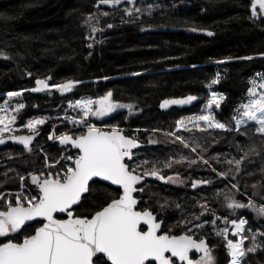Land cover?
I'll return each instance as SVG.
<instances>
[{
	"label": "trees",
	"instance_id": "trees-1",
	"mask_svg": "<svg viewBox=\"0 0 264 264\" xmlns=\"http://www.w3.org/2000/svg\"><path fill=\"white\" fill-rule=\"evenodd\" d=\"M98 2L0 0V53L4 54L0 56V103L6 93L23 91L21 100L25 108L19 118V123H23L36 115L59 114L69 101L84 96L102 97L111 91L114 101L133 104L137 113L129 116L127 111H121L101 123L130 128L129 135L138 129V139L143 141L153 129L172 132L177 120L200 115L211 92L215 91L222 94L224 100L220 108L213 106V114L231 131L210 129L202 132L193 128L192 131L181 130L180 134L189 138V143L199 144L197 153L205 159L211 160L214 156L222 160L238 159L247 153L238 177L239 189L253 196L256 189L253 185L260 187L254 198L264 205V134L256 132L254 122L241 125L237 132L233 118L237 115L235 110L247 102L250 80L264 73V56L260 55L264 53V23L249 19L250 0H135V5L122 3L115 8L97 7ZM143 6L148 9L151 6L150 14ZM131 7L141 11L133 12L130 18L124 9ZM102 12L109 15L102 16ZM89 14L97 17L93 23L103 29L94 34V40L89 39L93 34L84 23ZM108 24L113 27L107 28ZM208 32L213 35L209 36ZM248 56L253 59H241ZM217 73L220 82L209 89L207 85ZM44 78H50V84L69 79L82 83L66 94L31 91L36 80ZM189 95L198 99L167 110L159 108L164 100ZM58 121L50 120L41 127L39 137L31 145L42 146L43 152L7 160L3 165L14 164L17 170L27 172L42 166L46 154L52 161L63 150L48 139L54 125L57 135L65 129L64 125L53 124ZM160 137L163 146L152 148L145 144L136 153L146 150L157 158L167 157L174 146L169 138V141L165 139L167 136ZM24 149L6 143L0 147V160L8 155H21ZM3 165L0 163V181H4V173L11 183L17 181L15 169L4 171ZM217 168L221 165L217 164ZM179 170L173 167L164 175ZM182 177L187 184L183 189L158 183L146 189L150 206L157 209L166 222L173 216L181 222L192 220L201 212L200 202L207 200L214 209L218 205L216 200L223 202L224 196L232 193L230 186L220 179L214 186L196 191L190 189L191 178L213 177L207 167L204 170L192 167ZM103 192L111 196L115 193L105 183L95 185V194L77 206L75 213L90 216L97 211L98 205L106 200ZM238 198L247 202L242 196ZM238 210V216L247 219L248 226L264 228V217H257L251 209ZM225 213H229L226 207ZM181 228L179 226V232ZM211 244L215 264H226L229 257L220 240L212 237ZM244 262L264 264V246L248 253Z\"/></svg>",
	"mask_w": 264,
	"mask_h": 264
},
{
	"label": "snow or ice",
	"instance_id": "snow-or-ice-1",
	"mask_svg": "<svg viewBox=\"0 0 264 264\" xmlns=\"http://www.w3.org/2000/svg\"><path fill=\"white\" fill-rule=\"evenodd\" d=\"M135 5V0H99L100 5H111L115 8L120 4ZM149 14L151 6H149ZM250 15L252 21L259 20L264 23V0H250ZM140 8H125L124 12L131 18L133 12H140ZM102 16L109 13L102 12ZM97 17L89 14L84 23L89 26L93 35L89 39H95L94 34L103 32L93 20ZM122 22H124L122 20ZM131 22V21H129ZM108 24L107 28H112ZM195 31L196 29H192ZM209 36L213 33L208 32ZM91 47V45H89ZM264 56V53L260 54ZM231 59V58H229ZM241 59L252 60V56ZM219 63H223L220 61ZM195 67V65H193ZM31 75V73H29ZM133 75L139 76L140 73ZM259 78V82L258 79ZM46 79H37L38 87L31 89L33 92H41L55 89L60 93L71 92L81 81L69 79L66 82L49 84ZM220 82V74L207 85L209 89ZM251 87L247 89V102L242 103L235 111L234 116L236 131L240 126L248 122H254L256 132L264 134V73L256 74L250 80ZM21 91L8 92V100L0 106V145L6 141L19 142L23 147L32 151V142L39 135V126L45 125L50 117H32L22 125L29 130V135H17L15 125L21 117L25 104L17 103L11 106L14 97H20ZM198 98L187 96L186 98L165 100L160 107L167 108L169 105H188ZM224 96L215 91L211 92L207 100L203 114L181 118L176 121L175 130L166 133L171 138L173 145H183L190 149L191 153H197L199 144L189 143L181 135V130L192 131L193 128L200 131L220 129L231 131L225 123L218 121L213 114V106L220 108ZM69 108L78 110L77 117L67 115L63 120L74 126H79V135L75 130L55 134L57 126H53V132L49 135L50 140L58 141L60 145L70 146L77 150L75 155H66L61 160L51 161L45 166L41 174H32V189L10 193L8 199L0 196V237L6 242H0V264H176L177 259L181 264H214V256L209 248L206 238H199L193 234L189 224L195 228H201L209 221L206 214L211 215L210 221L216 235L226 241L228 255L231 257L229 264H241V259L247 253H254L260 245L256 244L257 235L264 236L259 228L253 232L244 218L230 219L228 216L220 217L205 201L200 204V215L194 220H204V224H195L193 221L184 220V226L188 229L180 235L170 232H161V222L151 209L137 210L140 201L134 196L136 192H144L143 187H138L145 177H156L160 181L184 183L180 173L165 176L161 174L162 168L172 169L174 165L185 162L191 167L203 165L205 167L212 160L198 159L189 160L188 157L180 156L179 159L171 157L165 161L142 160L133 151L140 147L137 137H128L118 127H110L107 130L97 128L90 123L91 117L103 118L117 109L126 108L131 113L134 109L132 104H121L113 100V93L107 92L97 100L91 98L80 99L70 103ZM201 124L204 127H201ZM66 126V124H65ZM153 131H158L153 129ZM71 133V134H70ZM155 143V141H150ZM247 157V153L239 159L228 160L229 165H235L234 169L216 173L221 181L230 180L233 172L239 173L241 165ZM219 162V157L215 158ZM126 160L128 162H126ZM216 172L215 168L211 169ZM24 178L21 177V180ZM110 182L111 185L120 186L121 192L111 196L103 192L106 200L98 205L99 210L90 215H78L74 213V206H79L93 196L94 186ZM209 180H197L191 182L192 188L201 184H211ZM253 187H257L253 185ZM233 189L239 190L240 185L233 184ZM34 193V194H33ZM259 193H254L258 195ZM221 193H217L220 196ZM241 195H246V190ZM224 207L234 213L238 209H251L257 217H264V205H257L251 198L247 203L239 202L234 196L225 195ZM166 203V202H165ZM164 205H161L163 207ZM179 207V205H177ZM66 214V219L56 218V214ZM42 218V219H37ZM224 221V227L218 228L217 221ZM40 224L34 233L25 235L22 240L14 237L21 230L30 227L27 222ZM142 224L147 230H142ZM237 239L228 238L229 232ZM251 233V236L247 235ZM251 239L252 246L245 248V241ZM202 253L198 259L192 257ZM102 254V256L98 255ZM170 254V255H169ZM191 254V255H190ZM106 257V260L103 258ZM95 258V262H94Z\"/></svg>",
	"mask_w": 264,
	"mask_h": 264
},
{
	"label": "rangeland",
	"instance_id": "rangeland-1",
	"mask_svg": "<svg viewBox=\"0 0 264 264\" xmlns=\"http://www.w3.org/2000/svg\"><path fill=\"white\" fill-rule=\"evenodd\" d=\"M143 9H144V11H148V6L146 7V6H143ZM0 56H4V54L3 53H0ZM44 79H46V78H44ZM48 82H49V80H48ZM50 84V83H49ZM36 87H38V85L36 84L35 85V87H33V88H36ZM33 88H31V89H33ZM22 93H23V91H21ZM42 93H54V92H57V93H59V94H66V93H60L59 91H57V90H55V89H52V90H46V91H41ZM107 93V92H106ZM105 93V94H106ZM104 94V95H105ZM103 95V96H104ZM21 97L22 96H20V97H14V98H12V100H11V106L12 107H15V105L17 104V103H23L22 102V100H21ZM88 98H91V99H93V100H97V99H99L100 97H91V96H84V97H81V98H79V99H76V100H73V101H69L66 105H65V107L63 108V111L61 112V113H57V114H53V113H51V112H48V113H46V114H40V115H36V116H33V117H50V119L48 120V121H50V120H54V119H57V120H60V121H58V122H53V124L54 123H59V124H61V125H64L65 126V124H66V127H65V129H63L62 130V132L61 133H66V132H70V130H72V129H74L75 130V134L76 135H79L80 134V131H82L83 129H80L79 128V126H74V125H72L71 123H67V122H65L64 120H63V117L65 116V112L67 111V115H69V116H75V117H77V118H79L78 116H77V112H78V110H76V109H72V108H69L68 106H69V104L70 103H74L75 101H77V100H80V99H88ZM9 98H8V96H7V93L5 94V96H4V101L5 100H8ZM114 100V99H113ZM4 101L3 102H1L0 103V106H2L3 105V103H4ZM115 102H118V101H115ZM118 103H121V104H130V103H123V102H118ZM133 105V104H132ZM203 109H205V106L203 107ZM121 111H127L128 112V115L129 116H132V115H134V114H136L137 113V111H136V109H135V107H134V109H133V111L130 113L129 111H128V109H126V108H122V109H117L116 110V112H114V113H112V114H110V115H108V116H105V117H103V118H97V117H91V119H90V123L91 124H95L96 125V127L97 128H100V129H104V130H107L108 128H110V127H118L120 130H122L123 132H125L127 135H129L128 134V132L129 131H131V129L130 128H127V127H122V126H118V125H108V124H103V123H101V122H103L106 118H108V117H110V116H112V115H114V114H116V113H119V112H121ZM201 114H203V112L201 113ZM30 118H32V117H30ZM30 118H28V119H30ZM27 121V120H26ZM25 121V122H26ZM25 122H23V123H19V118H18V120H17V123H16V125H15V128H16V134H18V133H24V132H26V133H30L29 132V130L28 129H26V128H24V127H22V125L25 123ZM44 125H41V126H39V129L41 128V127H43ZM201 126H202V124H201ZM134 132V134H131L130 136L131 137H137L138 138V129L137 130H134L133 131ZM149 134H148V136L143 140L144 142H146L147 144H150L151 145V147L153 148V146L155 147H157V146H163V144L164 143H162V138L160 137V136H167L166 135V133H169V132H165V131H160V130H158V131H153V130H151V132H148ZM152 133H154V134H156V135H154V134H152ZM184 137V136H183ZM170 139V141H171V138L169 137V136H167V137H165V139L167 140V141H169V139ZM185 138V140L186 141H188V142H190V139L189 138H186V137H184ZM150 141H155V143H152V142H150ZM172 144V143H171ZM174 146V151H170V152H167L168 153V156L167 157H159V158H157L156 156H154L153 154H152V152H148V151H146V150H142V151H140L139 153H136L139 157H140V159H142V160H144V159H146V160H149V161H153V160H160V161H165V160H167V159H169V158H171V157H175V159H179L180 158V156H185V157H188V159L189 160H191V159H198V157L199 156H201V154H198V153H191V151H190V149H187V148H184L183 147V145H173ZM169 147V146H168ZM170 148V147H169ZM177 149V150H176ZM8 150H10V149H6L5 151L6 152H8ZM35 152H43V147L42 146H37V147H32V151H28V150H26V149H24V152L21 154V155H8L5 159H1L0 160V163L3 165V162L5 163V161H7V160H13L14 158H17V157H22L23 155H27V156H29V155H32V154H34ZM75 151L74 150H72V149H70V148H63V150H61L60 151V154L58 155V156H56L52 161L54 162V161H58V160H61L63 157H65L66 155H75V153H74ZM216 157H218V156H214V157H212V163L209 165V166H207V168H209V170H211V169H213V168H215V170L217 171V172H213L212 170H211V172H213V177L214 176H217L216 175V173H218V172H224V171H228L230 168L231 169H234L235 168V165H229L228 163H227V161L228 160H222V158L220 159L219 158V162H217V160L215 159ZM46 158H49L48 156H47V154H46V156H45V161H44V164L42 165V166H40V167H34V168H32L31 170H28L27 172H25V171H19V170H17L16 168H15V165L13 164V165H10V164H8V163H6L5 164V166L3 167V170L5 171V169H6V171H12V170H14L15 169V172H17L16 173V175H18V179H17V181L15 180L14 181V183H11L10 181H8L9 180V177L6 175V173H4L5 175H4V181H0V196H3L4 197V199L6 200V199H8L9 198V194L10 193H15V192H18V191H21V190H25L26 192L27 191H29V190H31L32 189V187H33V185H32V180H31V175L32 174H41V173H43L44 171H45V166H46V164L49 162V159H46ZM205 159V158H204ZM214 159V160H213ZM239 159V158H238ZM229 160H232V159H229ZM246 160V159H245ZM244 160V161H245ZM244 163L245 162H243V164L241 165V171L243 170V165H244ZM217 164H219V165H221V168L220 169H222V170H220L219 168H217ZM173 167H176L177 169H180L179 171H176V172H179L180 173V176H181V178L185 181V178H183L182 177V175H183V173H186L187 171H188V169H190V168H192V167H197L199 170H204L206 167L205 166H203V165H200V164H198V165H193V166H189L188 165V163L187 162H185V163H183V164H179V165H174ZM167 169L166 168H162V172H161V174H163L164 175V172L166 171ZM240 171V172H241ZM176 172H172L171 174H169V175H174V173H176ZM235 173V172H233L232 174H231V178H230V180H226L225 182H226V184H228L229 186H230V188H231V190L232 191H230V192H232V193H229V195L230 196H234L239 202H242L239 198H238V196H242V197H244L246 200H247V202H248V198L249 197H251L256 203H257V205H263L262 203H260L259 201H257L255 198H254V196H256V195H254V193H258V189L260 188V187H256V189L254 190V193H253V196H248L247 194L246 195H241V193H244L243 191H241L240 189L239 190H236V189H233L232 188V185L233 184H238V177L241 175V173ZM188 174V173H187ZM168 176V175H167ZM21 177H23L24 179L23 180H21ZM212 178V177H211ZM218 178V177H217ZM219 179V178H218ZM218 179H217V181L216 182H218ZM159 180V179H158ZM152 183H150L149 184V186H152V185H155L156 186V184H153V183H156V181H151ZM162 182H164V183H166V184H168V185H173V186H176V187H178V188H185L186 187V181L184 182V183H173V182H166V181H162ZM219 190H217V192H218ZM34 194V193H33ZM206 202H207V200H205ZM204 201V202H205ZM204 202H200L198 205H199V207H200V204H203ZM247 202H245V203H247ZM3 203V201H0V204H2ZM242 203H244V202H242ZM201 211H202V209H200ZM239 211L240 210H236L234 213H232L231 212V210H229V209H226V212H229L228 214L230 215L231 214V217L227 214L226 216H228L229 217V220L230 219H234V218H244V217H241V216H238V213H239ZM201 213V212H200ZM200 213L199 214H196L195 216H198V215H200ZM195 216H193L192 217V220H190V221H193V223H195V224H204V222H202V220H199V221H196V220H194V217ZM245 219V218H244ZM177 222H178V226H181L182 228V231H187L188 229L184 226V222H181V221H178L177 220ZM222 225H221V228H223L225 225H224V221L222 220ZM247 227H249L248 225H246V228ZM188 228H192V231H197V229L198 228H195V227H193V224H189L188 225ZM252 228V227H251ZM199 229H201V228H199ZM252 230H253V232H255L256 230H257V228H252ZM260 231L261 232H264V228L263 229H260ZM246 234L247 235H249V236H251V233H247L246 232ZM215 237L214 238H218L219 240H220V242H221V245H222V247L226 250V252H227V248H226V241H225V239L223 238V237H219V236H217L216 235V233H215V235H214ZM228 238H230V239H237L236 237H233L232 235H231V230H230V232H229V236H228ZM256 244H258V245H260V247L261 246H264V236H260V235H257V239H256ZM252 246V240L251 239H248V240H246L245 241V248H248V247H251ZM260 247H258L257 248V250L260 248ZM211 250H212V255L214 256V253H213V248H212V246H211ZM227 254H228V252H227ZM247 256H248V253L246 254V256L244 257V258H242L241 259V264H246L244 261H245V259H247ZM228 257H229V260H228V262L226 263V264H228L229 263V261H230V256L228 255ZM215 256H214V264H215Z\"/></svg>",
	"mask_w": 264,
	"mask_h": 264
},
{
	"label": "flooded vegetation",
	"instance_id": "flooded-vegetation-1",
	"mask_svg": "<svg viewBox=\"0 0 264 264\" xmlns=\"http://www.w3.org/2000/svg\"><path fill=\"white\" fill-rule=\"evenodd\" d=\"M18 134H21V133H18ZM139 141L142 142V143H145L147 145L146 142H143L140 139H139ZM139 150H141V149H139ZM139 150H135L134 152L136 153ZM217 179H218L217 176H214L212 178L193 177L190 180V189L196 191V190H199L200 188H206L208 186H214L215 182L217 181ZM197 180H209V181H212V183L211 184H201V185H198V187L194 189V188L191 187V182L197 181ZM151 181H156V183H158L160 185H168V184L158 180V178H156V177H148L144 183H142L141 185L138 186V187H143L145 189V191L144 192H139L138 191V192H136L134 194V196L137 199H139V201H140V203L137 206V210L139 211V210H144V209H151L153 211V214L157 216L158 222H161V232H170L173 235H180V234L184 233L185 231H181V232L178 231V229H179L178 222H177L178 218H176V216L171 217V220L166 222L165 218L160 214V212L157 209H154V208H152L150 206V200L147 197L146 189H147V187H149V184L152 183ZM218 182H219V179H218ZM105 184H107V183H105ZM107 185H109L113 189V191L115 192L113 196H116L118 194V192L122 191V189L120 187H118V186H113L111 184H107ZM216 202L218 203V205H217V207H214V209H213L216 212V215L220 216V217L226 216L225 207H224V200H223V202H220V201L216 200ZM76 207L73 208L74 213H75ZM57 217L60 218V219H64L66 216L59 215ZM205 218L209 222L204 224V226L201 227V229L198 228L197 231H193V234L195 236L199 237V238H206L208 246L211 249V246H212L211 238L215 237L214 235H215L216 232H215V230L213 229V227H212V225L210 223V221L212 219L211 215L206 214ZM202 222H204L203 219H202ZM222 223H223L222 219L217 221L218 228H221ZM30 225H31L30 227H31L32 230H30V227H28L26 225V227L21 230V233L18 236L16 235L14 238L16 240L17 239L18 240H22L25 235H29V234L34 233L35 228L40 226V224H38L36 222L30 223ZM142 230L146 231L147 230V226L142 224ZM0 242H6L5 238L0 237ZM98 255L102 256V254H98ZM200 255H202V253H198V254L194 255L192 258L193 259H198ZM103 258L106 260V257H103ZM94 262H95V258H94ZM108 264H110V262H108ZM152 264H158V262H154L153 261ZM176 264H181V262H179L178 259H177Z\"/></svg>",
	"mask_w": 264,
	"mask_h": 264
},
{
	"label": "water",
	"instance_id": "water-1",
	"mask_svg": "<svg viewBox=\"0 0 264 264\" xmlns=\"http://www.w3.org/2000/svg\"><path fill=\"white\" fill-rule=\"evenodd\" d=\"M120 5H122V4H120ZM120 5H117L116 7H119ZM109 6H111V5H109ZM112 7V6H111ZM168 100H172V99H168ZM165 101V100H164ZM164 101H162L160 104H159V108L161 109V110H167V109H169V108H171L172 106H175V105H169L167 108H161L160 107V105L164 102ZM122 131V130H121ZM53 132V130L51 131V133ZM40 131H39V135H40ZM50 133V134H51ZM122 133L124 134V135H126V136H128V137H131L130 135H127L125 132H123L122 131ZM30 133H21V134H17V135H29ZM49 134V135H50ZM71 134V133H70ZM39 135H36L35 136V138H34V140H33V142H32V144L34 143V141L39 137ZM49 135H48V139H49ZM57 135V134H56ZM58 135H60V134H58ZM57 135V136H58ZM49 141H52V142H56L60 147H62V148H65V147H70V146H64V145H60L59 144V142L58 141H55V140H50L49 139ZM13 143V144H16V145H18V146H20V147H23V145H21L19 142H16V141H6V143ZM5 143V144H6ZM5 144H3V145H5ZM3 145H0V147L1 146H3ZM145 146V143H142V142H140V147L138 148V149H134L133 151H135V150H139V149H142L143 147ZM24 148V147H23ZM71 148V147H70ZM75 150V149H74ZM77 151V150H76ZM126 162H127V160H126ZM148 177H145V181H146V179H147ZM145 181H143V182H141V184L142 183H144ZM105 183H107V184H110V182H105ZM113 186H117V185H113ZM139 186V185H138ZM118 187H120V186H118ZM135 194V193H134ZM138 201H139V199H137ZM74 207H76V206H74ZM59 215H64V216H66V214H60V213H57L56 214V218H58L57 216H59ZM67 218V216L64 218V219H66ZM37 219H42V218H37ZM58 219H60V218H58ZM34 222V221H33ZM30 223H32V222H27V224H30Z\"/></svg>",
	"mask_w": 264,
	"mask_h": 264
},
{
	"label": "bare ground",
	"instance_id": "bare-ground-1",
	"mask_svg": "<svg viewBox=\"0 0 264 264\" xmlns=\"http://www.w3.org/2000/svg\"><path fill=\"white\" fill-rule=\"evenodd\" d=\"M10 152H11V151H10ZM7 154H9V153H7ZM5 155H6V154H5ZM5 155H4V156H5ZM17 236H18V235H17ZM19 238H20V237H19ZM17 240H18V239H17Z\"/></svg>",
	"mask_w": 264,
	"mask_h": 264
},
{
	"label": "built area",
	"instance_id": "built-area-1",
	"mask_svg": "<svg viewBox=\"0 0 264 264\" xmlns=\"http://www.w3.org/2000/svg\"><path fill=\"white\" fill-rule=\"evenodd\" d=\"M74 153H76V152H74ZM230 259H231V257H230ZM229 264V263H228Z\"/></svg>",
	"mask_w": 264,
	"mask_h": 264
}]
</instances>
